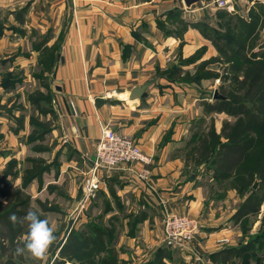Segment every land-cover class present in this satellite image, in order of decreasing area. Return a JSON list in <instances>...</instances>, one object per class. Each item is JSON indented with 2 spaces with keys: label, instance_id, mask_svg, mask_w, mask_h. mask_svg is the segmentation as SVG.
I'll list each match as a JSON object with an SVG mask.
<instances>
[{
  "label": "crops",
  "instance_id": "1",
  "mask_svg": "<svg viewBox=\"0 0 264 264\" xmlns=\"http://www.w3.org/2000/svg\"><path fill=\"white\" fill-rule=\"evenodd\" d=\"M205 2L185 8L182 0H0V178L12 159L17 166L26 162L30 168L32 161L45 160L47 167L24 190L30 197L28 211L39 212L29 207L49 201L42 198L45 193L54 195L51 190L56 186L65 185L66 191L74 196L81 191L78 181L90 167L89 159L94 157L100 134L111 128L131 137L151 158L147 166L151 189L142 195L139 204L145 209L140 212L143 224L149 222L150 213L159 221L156 215L162 208L159 199L152 195L154 190L167 212L188 214L198 220L200 227L192 247L201 261L208 262L210 255L225 246H235L231 243L235 230L229 226L235 210L227 215L222 211L229 199H238L237 194L229 190L207 197L203 183H217L212 177L206 180L211 173L202 165L194 168L200 175H187L185 170L191 169V164L185 161L180 148L183 129L196 116L191 112L192 119L189 115L182 118V113L187 112L184 105L189 102L187 109L198 108L203 112L210 102L206 97L192 99V96L199 95L198 89L214 90V86L205 80L201 85L185 84L160 76L173 64L193 60L180 66L182 75L217 57L212 43L202 35L206 26L209 30L216 29L215 22L203 24L202 17H198L208 5ZM246 2L245 10L254 4L264 6V0ZM191 14L192 19H187L186 15ZM180 20L187 27L179 35L176 32ZM43 39L41 50L58 46L55 64L45 73L52 78L50 90L54 91L47 109L53 115L38 116L35 105L28 100L27 114H19V109L13 106L15 99L11 102L9 96L17 92L20 80L16 84L13 79L12 86H5L2 81L15 73L30 78L31 70L37 71L39 50L33 46ZM194 73L190 71V75ZM150 80L154 82L140 100H129L132 88ZM184 98L188 101L182 105ZM197 102L201 104L196 105ZM32 117L49 124V130L41 140L28 142L33 131ZM218 124H214L215 129ZM182 155L183 161L179 159ZM54 160L59 164L56 167ZM104 175L110 180L125 176L120 170ZM22 176L17 171V177L8 181L20 187ZM122 189L121 192H127L126 187ZM100 191L105 192V188ZM3 202L0 197V203ZM111 216L116 217L115 212ZM44 219L55 231L61 226L49 214ZM161 219L158 223L162 229ZM222 239L227 244H222ZM22 255L25 262L26 257L33 256L26 250Z\"/></svg>",
  "mask_w": 264,
  "mask_h": 264
},
{
  "label": "rangeland",
  "instance_id": "2",
  "mask_svg": "<svg viewBox=\"0 0 264 264\" xmlns=\"http://www.w3.org/2000/svg\"><path fill=\"white\" fill-rule=\"evenodd\" d=\"M246 1H248V3L249 1L257 2V0H232L234 4V10L233 12H226L222 9L217 8L212 2L204 1L208 5L206 9H204V12L201 13L200 11V15H198V17H202L201 23L204 22L210 24L208 21L214 20L216 26L215 28L220 29L221 33H224V31L229 28L227 35L234 41H232V43L229 45V50H225L224 55V51H219V42L214 36V29L212 28V31L205 29V34H202L203 37H205V39L209 40L212 43L218 53L217 57L209 60V62L211 61V63L209 64V66H207V68L210 72L217 76L205 79L206 82H210V84L214 86V90H208L207 88L204 90L198 89L200 92L199 95L196 94L192 96V99H195L194 97L198 98L199 96H201V98L206 97L207 101L210 102L209 104H213L216 101L213 99V94L215 91L220 92V87L229 90L231 88V79L233 78V76H237L239 79L242 77V70L244 68V64H242L241 58L254 61H256L258 58H262L264 51L262 50L263 38L261 35V30L264 28V9H262L260 6H257V4H254V6L249 9L250 11L248 9L245 10V8L248 6ZM223 12L225 15L223 14ZM190 16L186 15V18L191 20L192 14ZM177 20L178 19L176 18L175 22H177ZM180 22V29L178 30V32H176V34L179 35L182 31H184L183 29L187 27V24L184 23V21L180 20ZM248 27H250L251 29L249 30V32H247ZM50 50L51 51L47 50L44 52L42 50L39 51L38 62L39 60H41V58H44V61H47L44 67H41L40 64H38L37 71L31 70L32 73L30 75V78L26 76L19 77L18 73H15L16 75L13 76V78L16 79V84L18 83V79L20 80V83H18V85L16 86L17 92L13 94L11 93L12 95L9 96V101L13 102L15 99L13 106L19 109V114H27L25 106H28L27 100H29L30 97H35L36 99L38 97L39 99L38 92H40L41 96L46 98L48 96L50 97V95L53 93L52 91H54L50 90L52 78L49 75H45V73H49L53 67L54 61L51 60L52 62H48V60L50 58L56 57L58 46L55 45ZM50 55L52 56L49 57ZM232 57L239 66V68H241V71H233L229 69L231 65L227 64L226 61L228 58L232 59ZM187 62L190 63V60H187ZM186 64L187 63H182V65ZM199 67L200 64L196 67H193L194 69H188L191 72L195 71L193 75H190V71H185L182 75L180 74L179 79L174 78L175 81L185 84H200L202 80L199 82H195L194 79V76L204 72L201 71L203 69H198ZM181 71L183 70L181 69ZM183 100L184 103L182 102V105H184L185 102L188 101L185 98ZM38 102H40L38 106H45L42 108H47V105H44V103H42L43 101ZM198 103L201 104V102H197L196 105ZM189 106V102L184 105L187 112L182 113V118H185V115H189V117L192 119L193 115L191 114V112L193 114H196V116L193 118L190 124H186L183 129L185 135L180 148L183 149V154H185V158L188 157V154L190 153V148H192L194 141H196V139H198L200 135L207 133L211 124L214 127L216 124L219 123L216 129L215 127L214 129L216 132H220L221 125L224 121H233L231 117L227 116L224 113H220V115H218V113L214 112L207 113L206 111H204V109L203 112L198 108H194L195 110L187 109L189 108ZM197 118L199 119L197 120ZM168 134L169 132H167L166 137H168ZM41 154L43 156L45 155V152ZM183 156L184 155H182L181 158L179 157L181 161H183L184 159ZM185 161L191 164V169L185 170L187 175H200L195 173L196 169L194 168L196 167L195 164H193L192 160L188 159ZM45 164L46 161L44 160L40 163V167L47 168ZM17 165L18 164L16 162V165L14 166L13 170H17L18 173L21 175H23L26 171L30 169L29 163L26 164V162L25 164H23V166H20L21 168ZM56 165L58 166L59 164L54 160L53 167H56ZM204 168L206 169V167ZM88 169L89 168L85 170L87 171ZM55 172L56 169H54V173ZM82 177L78 181V190L80 189V184L82 183ZM100 177H102L105 192H98L95 198L92 199L79 214H73V211L77 207V204L80 200L81 191H77L74 196L73 192L69 193L66 191L65 185H63L62 187H54L51 190L53 191L52 193L54 195H47L45 193V197H43L42 200H47V198H49V201L42 202L41 204H39L40 206L34 203L31 207H29L30 210H38L39 212H32H35L40 218H42V220H45L44 217H48V214L50 217L57 218L58 222H60V225L62 227L60 226L56 231H54L53 235L55 236V240L49 246L47 252L43 257L36 258L33 256H29V258H31L30 260L28 257H26L27 260L25 262L23 259V264H43L44 261L48 262L47 264H53L54 260L58 256L59 246L61 243L64 242L70 230L79 231L80 228H83L90 220H95L94 222L96 224L98 223L104 225L108 228V230H111V228L114 230L113 235L109 237L108 246L109 248L117 252L119 259L121 260L120 264H143L147 261H152L154 259L155 253L157 252V250L160 249H166L170 253V261L165 262L166 264H207V261H201V259L197 258V253L194 251L193 247L191 248V251H180V249H178L177 247H167L164 244L162 229L158 223L161 217L163 219V210H161V212L157 211L156 217L157 220H159L158 222L154 220L153 213H150L151 216L149 215L150 220L148 223L143 224V221H140L137 222L133 227L130 225V222L132 224L135 219H138V217L140 216V212L142 210H145L144 208L142 209L139 204L141 201H143L142 195L144 196L148 192V187L146 185L138 183L126 176H122L120 177V179L118 178L116 180H112L111 177L110 180L109 177L104 175V173H101ZM209 178H211V175H209L206 180ZM203 184H205L207 197H213L215 195L217 196L220 193H228L230 190L228 187L230 186L231 181L226 182L224 184ZM149 185H152L151 174ZM123 186L127 189L126 193L121 192L123 190ZM109 189L115 192L116 196L119 198V203L122 208H119L115 204V201L111 196V191ZM38 201L39 199H37V202ZM240 201L242 202L243 198L238 197L237 199L233 197V199H229L228 203L223 204L222 212H225L227 215L229 212H232V209L236 211L238 207L237 205L241 203ZM106 202L108 203L109 208H112V211L107 212L109 209H107L106 207ZM114 212L116 214V218L113 221H108L112 217L111 214ZM29 224L30 221L26 220L24 222V228H29ZM229 226L233 231H236H234V235H231V243L235 246H239V244L249 246L252 239L251 237H257L261 234L262 230L264 229V202L260 207L259 214L256 216H251L247 219L246 232L244 233V235L241 234L238 225L234 228V222H230ZM25 239V236H22L20 238L21 241H24ZM226 242L227 241L224 240V243L222 244H227ZM251 245V248L244 253L245 257H247L248 264H264L263 238L256 239V244ZM187 255L191 256V258H189ZM4 260V258H0V264H3ZM235 264H243V261L238 258L235 260Z\"/></svg>",
  "mask_w": 264,
  "mask_h": 264
},
{
  "label": "trees",
  "instance_id": "3",
  "mask_svg": "<svg viewBox=\"0 0 264 264\" xmlns=\"http://www.w3.org/2000/svg\"><path fill=\"white\" fill-rule=\"evenodd\" d=\"M260 7L264 9V6L261 5ZM205 29L208 27L206 26ZM249 30H251L250 27H248L247 32ZM228 31L229 28L224 33H221L220 29L213 30L214 36L219 42V51H224V55L225 50H229V45L234 41L228 37ZM44 43L45 39L38 42L33 48L40 51ZM50 49L52 48L43 47L42 51H51ZM51 60L54 61V65L56 59L50 58L48 62H52ZM241 60L244 64L242 77L239 79L237 76H233L229 90L219 88L220 92L218 91V93L224 99H216L213 104H206L204 107L207 113H224L233 121H224L219 133L211 124L208 132L200 135L194 141L185 160L190 159L195 166L206 167L207 172L211 173L213 181L217 184L231 181L228 188L235 191L239 198H243L231 220L235 226H239L241 234L244 235L247 219L258 215L264 202V54L262 58H258L256 61L243 58ZM46 61L41 58L38 64L44 67ZM190 61L193 60L190 59ZM182 63L188 62L173 64L160 76L169 81H175L174 78L179 79ZM210 63L211 61H207L200 64L198 69H203L201 71L204 72L194 76L195 82L217 76L208 70L207 66ZM226 63L231 65L229 69L241 71L233 57L232 59L228 58ZM13 79V77L6 76L2 84L12 86L13 82H10ZM38 96L39 99L38 97L37 99L30 97L28 100L31 105H35L38 116L53 115L49 109L42 108L45 106H38L40 103L38 101H43L44 105H48L50 97L44 98L40 92H38ZM30 124L33 131L28 142L41 140L49 130V124L41 122L39 118L32 117ZM32 163V167L22 176L20 187H15L8 181V178L15 179L17 177V171L13 170L16 165L14 160L7 164L0 178V197L4 200L3 203H0V258L5 259L3 264H23L22 251H28L26 245L29 230L24 231L23 223L24 217L29 212L30 197L24 190L31 181L38 179L41 173L46 170L40 167L41 162L32 161ZM255 182H257V188L253 189L252 186ZM109 190L115 204L122 208L115 192ZM106 207L109 209L107 212L112 211L107 202ZM13 214L16 216L15 221L11 219ZM115 218L112 216L108 221H113ZM40 219L42 220V218ZM143 219L140 214L132 224L130 222V225L133 227ZM94 221L90 220L79 231L70 230L64 242L60 244L58 256L53 264L121 263L117 252L108 246L109 237L113 235L114 230L112 228L108 230L104 225L96 224ZM23 234H25L26 239L21 241L20 238ZM253 237H251L249 246L239 244V246L223 247L209 256L207 264H235V260L238 258L243 261V264H248L244 253L251 248V244H256V239L263 238L264 240V229L260 235ZM167 261H170V253L166 249H160L157 250L152 261L143 264H166Z\"/></svg>",
  "mask_w": 264,
  "mask_h": 264
},
{
  "label": "built area",
  "instance_id": "4",
  "mask_svg": "<svg viewBox=\"0 0 264 264\" xmlns=\"http://www.w3.org/2000/svg\"><path fill=\"white\" fill-rule=\"evenodd\" d=\"M205 1L212 2L217 8L226 12L234 10L232 0ZM261 35L263 38L262 50L264 51V28L261 30ZM150 163V157L146 156L139 145L129 136L105 128L96 144L93 163H90L89 169L82 173L81 197L73 214H79L103 187L100 173L120 170L126 177L151 189L149 185L150 171L147 168ZM152 195L155 199H159L164 212L161 222L164 244L167 247H177L180 251H191L192 242L200 227L198 220L188 214L176 215L167 212L158 193L152 190ZM220 242L222 243V241ZM196 256L200 259L197 254Z\"/></svg>",
  "mask_w": 264,
  "mask_h": 264
},
{
  "label": "clouds",
  "instance_id": "5",
  "mask_svg": "<svg viewBox=\"0 0 264 264\" xmlns=\"http://www.w3.org/2000/svg\"><path fill=\"white\" fill-rule=\"evenodd\" d=\"M11 219L15 221L16 216L13 214ZM24 219L30 221L26 245L27 250L34 257L41 258L55 240V236L53 235L55 229L49 226L47 220H41L32 211H29Z\"/></svg>",
  "mask_w": 264,
  "mask_h": 264
},
{
  "label": "water",
  "instance_id": "6",
  "mask_svg": "<svg viewBox=\"0 0 264 264\" xmlns=\"http://www.w3.org/2000/svg\"><path fill=\"white\" fill-rule=\"evenodd\" d=\"M205 0H182L185 8H190L191 6L197 4V3H203ZM154 82V80H150L146 83H144L143 85L139 86V87H135L132 88L130 93H129V100H140L143 96V94L145 93V90L147 89V87H149L150 85H152V83ZM213 99H224L223 96H221L217 91L214 92L213 94ZM94 161V157L89 159V162L92 164ZM257 187V182H255L252 186L253 189H256Z\"/></svg>",
  "mask_w": 264,
  "mask_h": 264
}]
</instances>
